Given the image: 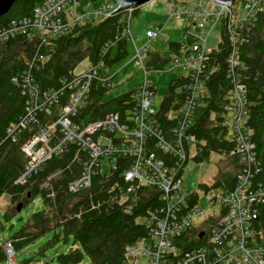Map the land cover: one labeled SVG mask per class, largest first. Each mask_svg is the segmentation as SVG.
Here are the masks:
<instances>
[{"label": "trees", "instance_id": "obj_1", "mask_svg": "<svg viewBox=\"0 0 264 264\" xmlns=\"http://www.w3.org/2000/svg\"><path fill=\"white\" fill-rule=\"evenodd\" d=\"M248 1L234 0L232 14L236 15L237 6ZM44 2L17 0L5 15L0 16V32L10 28L12 23L31 19L34 10ZM137 7L133 6L132 14L120 8L104 19L88 17L69 25L58 36L43 37V41L39 33L29 28L24 34H13L0 41V199L4 195L7 197L3 215L6 218L15 216L18 204L23 208L35 198L42 203V209L31 213L25 225L6 240L13 254L52 232L50 243H67L71 239L69 251L55 255L58 264H81L84 257L90 264H126L125 248L147 237L146 220L150 212L166 208L165 201L160 200L159 191L154 187L140 186L132 193H126L130 183L124 181L123 173L132 162L128 153L116 155L114 163L106 160L107 171L102 164L94 167L87 187L75 192L70 190L82 177L88 162L87 151L72 141H66L59 152L48 156L24 182H18L27 163L22 147L56 124L69 101L68 86L74 70L86 62L88 69L98 70L97 77L108 79L110 83V70L128 55L130 41L125 31L130 28L132 16L137 14ZM225 24L223 19L216 49L205 55L204 71L198 75V80L202 79V88L184 131L187 143L182 144L188 155L187 163L191 146L195 163L208 162L212 155L225 158L227 166L217 169L213 183L199 185L204 195L226 194L238 186V158L232 155L236 149L231 128L233 117L228 110L235 104L234 75L229 76L227 64L234 48L239 65L233 70L236 80L244 88L243 109L247 115L244 127L249 131L248 143L253 146L256 163L254 169L257 172L251 184L264 189V3L261 0L255 6L252 18L233 26L231 33ZM194 42L193 38L184 35L179 42H168L167 57L148 51L145 70L148 73L163 71L173 59L186 56ZM39 56H43L42 61L34 60ZM25 74L37 87L36 101L31 97V91L22 87ZM97 82L100 83L92 82L84 102L71 120L78 133L109 115L117 114L123 121L136 107L132 99L136 90L106 99L104 93L109 87L101 83L98 87ZM190 82L184 75L169 80L160 106L155 110L153 121L165 141L172 140L173 129L178 125L176 116L183 108L188 93L186 86ZM150 90L154 96V89L150 87ZM44 94L56 99L42 105ZM32 108H35L36 123H29L25 129L19 128L18 122ZM12 128L15 129L10 131ZM55 129L48 140L49 146L62 137L59 127ZM100 135L109 136L100 130L92 136L84 135V139L95 142ZM154 141L155 138H146L145 151L155 153L164 167L175 161L154 148ZM114 142L120 144L123 141L116 138ZM120 195L124 196L125 202L119 205ZM198 202V192L188 193V208ZM256 207V219L251 221L250 230L254 234L264 233V199ZM208 236L209 230L202 232L197 227L173 237L176 258L197 248L210 250ZM176 258L170 260L174 263ZM6 259L4 248L0 246V263Z\"/></svg>", "mask_w": 264, "mask_h": 264}, {"label": "built area", "instance_id": "obj_2", "mask_svg": "<svg viewBox=\"0 0 264 264\" xmlns=\"http://www.w3.org/2000/svg\"><path fill=\"white\" fill-rule=\"evenodd\" d=\"M260 1L249 0L245 9L237 12L236 15L232 14V4L217 3L216 0H181L167 3L170 13L169 21L181 17H188L191 19L188 21H194L196 17L199 29L198 34L192 33L187 21L184 36L193 38L195 42L186 56L182 55L180 59L175 58L170 63L171 68L181 67L185 76L189 77V81L191 80L186 86L188 93L185 96L183 108L176 116L178 125L173 129L170 142L165 141L153 121L155 109L151 105L154 102V96L148 84L139 86L132 95L136 107L129 113L128 118L121 121L117 114L109 115L103 121L85 126L78 133L71 125V120L84 102L92 82L100 81L102 86H110L108 79L97 77V69L90 68L73 74L68 86L69 101L61 110L56 124L40 136L26 142L22 147L27 163L18 182H24L48 156L59 152L66 141L77 143L88 153V162L82 177L70 187V190L74 192L89 185L93 168L100 166L102 160L107 159L114 163L116 155L128 153L130 157L132 156V162L123 173L124 181L130 183L126 193H132L140 186L154 187L159 191L160 200L165 201L166 208L150 212V217L146 220L147 237L144 241L125 248L126 264H139V256L145 259V264H264V233L259 231L254 234L250 230L251 221L256 219V205L264 199V189L260 186L252 187L251 184L257 171L254 169L256 163L253 146L248 143L249 135L244 127V121L247 119L243 109L244 88L236 80L233 70L239 65L236 48L229 55L227 64L229 76L234 75L235 104L228 107V110L233 117L231 128L236 149L232 155L238 158V186L226 194H210L207 201L208 213L205 214L198 209L197 205L189 208L186 206L188 192L182 180L186 166L184 163L188 160V155L186 156V151L182 147L183 143H187L184 131L202 88V79L198 80V75L204 71L203 61L209 51L205 48L207 36L214 27L221 25L223 19L226 20L225 28L231 33L233 26L252 18L253 9ZM77 5V0H45L34 10L31 19L19 21L18 24L12 23L10 28L0 32V41L13 34H24L28 28L39 33L43 41V37L58 36L69 25L80 23L88 17L98 19L109 17L120 8H125L128 13L134 9L133 6H121L116 3L114 6H102L101 10L82 14L77 11ZM125 34L134 46L135 66H139L145 74H149L145 70L148 47L135 48L130 28H127ZM160 34V30L150 27L146 29L144 35L148 41H151L158 39ZM230 39L234 40V37ZM34 60L42 61L43 56ZM13 81L16 82L15 79ZM22 87L30 90L31 97L33 96L36 101L37 87L28 74L23 77ZM55 99L50 94H44L42 105ZM33 110L35 108H32L27 116L18 122L19 128L25 129L29 123H36ZM55 127H59L62 137L54 145L49 146L48 140L53 136ZM100 130L109 136L100 135L95 142L84 139V135L92 136ZM148 137L155 138L154 148L169 155L175 161L164 167V163L155 153L145 151L144 143ZM116 138L122 139L123 142L114 144ZM125 141L129 146L125 144ZM45 142H47L46 151L43 149ZM38 144L42 145L36 148ZM117 202L119 205L123 204L124 196L120 195ZM210 218H214V221H210ZM198 219H201L200 222ZM197 227H200L202 232L209 230L208 241L212 246L211 249L197 248L176 258L172 238L179 236L187 229ZM4 251L6 255L13 254L10 244L5 245ZM171 257L176 258L174 263L170 260ZM8 262L14 264L11 258Z\"/></svg>", "mask_w": 264, "mask_h": 264}, {"label": "rangeland", "instance_id": "obj_3", "mask_svg": "<svg viewBox=\"0 0 264 264\" xmlns=\"http://www.w3.org/2000/svg\"><path fill=\"white\" fill-rule=\"evenodd\" d=\"M172 1L181 0H152L137 7V14L133 15L130 22V30L134 38V45L136 49L147 46L149 52H156L163 57L168 56L167 43L168 41H181L186 32L187 21L191 20L188 17L173 18L169 21V10L167 3ZM103 4L106 7L114 6L116 0H79L77 11L82 14L92 13L95 10H101ZM247 3L240 4L236 8V12L243 11ZM178 8V5H176ZM195 22V23H194ZM197 18L194 21H188V27L192 33L198 34ZM160 30V37L155 40L148 41L144 34L147 28ZM220 41V26L214 27L205 41V48L209 50L216 49ZM128 55L121 62L117 63L111 70L110 75L113 76L111 86L104 93L105 98H113L132 89H136L141 85L151 86L156 92L154 95V102L152 108L157 110L162 101L163 95L166 92L169 80L175 79L177 75L184 74L181 67L171 68L169 65L163 71H153L145 74L139 66H135L134 46L131 42L128 43ZM87 68L86 62L80 64L74 71L80 72ZM249 134V131H247ZM44 151L47 150V142L43 146ZM194 155L193 146L190 147V157L186 164L182 180L188 193L198 192L199 202L197 207L199 210L208 213V198L209 195H204L203 191L199 188L200 184L211 185L217 175V169H221L226 161L224 157L217 155L210 156L208 162L195 163L192 160ZM107 159L102 160L104 171H107ZM219 193V192H215ZM7 204L6 195L0 199V246L5 247L9 238H11L22 226L25 225L26 220L31 213H36L42 209L40 199L27 203L23 208L16 212L13 217H4L3 206ZM5 207V206H4ZM205 218V216H204ZM201 219H198L200 222ZM205 222V221H204ZM52 232L41 238L40 240L32 243L28 247L15 252L14 254H7L8 258L0 264H9L8 259H13L14 264H58L54 259L55 255L60 253H67L70 248L71 239L67 243L63 241L50 243ZM4 245V246H3ZM13 255V256H12ZM139 258V264H145V259ZM81 264H90L84 257Z\"/></svg>", "mask_w": 264, "mask_h": 264}, {"label": "water", "instance_id": "obj_4", "mask_svg": "<svg viewBox=\"0 0 264 264\" xmlns=\"http://www.w3.org/2000/svg\"><path fill=\"white\" fill-rule=\"evenodd\" d=\"M17 0H0V16L5 15ZM150 0H116V3L121 6H140ZM234 0H216L217 3H228L231 5ZM21 205L18 204L17 210L19 211Z\"/></svg>", "mask_w": 264, "mask_h": 264}, {"label": "crops", "instance_id": "obj_5", "mask_svg": "<svg viewBox=\"0 0 264 264\" xmlns=\"http://www.w3.org/2000/svg\"><path fill=\"white\" fill-rule=\"evenodd\" d=\"M147 29H148V28H147ZM144 36H145V35H144ZM168 42H170V41H168ZM174 42H176V41H174ZM177 42H179V41H177ZM167 53H168V55H169V52H167ZM166 57H167V56H166ZM169 65H170V64H169ZM169 65H168V66H169ZM168 66H166L165 68H167ZM86 69H88V67H87ZM86 69H85V70H86ZM82 71H83V70H82ZM82 71H80V72H82ZM80 72H79V73H80ZM74 73H78V72H74ZM109 75H110V72H109ZM183 75L185 76V73L182 74V75H177V77H179V76H183ZM110 76H111V75H110ZM112 77H113V76H111V80H112ZM177 77H176V78H177ZM111 80H110V86H111ZM99 84H100L99 82L96 83V85H97L98 87H99ZM110 86H109V88H110ZM150 87H151V86H150ZM133 90H137V88H136V89H132V91H133ZM130 91H131V90H130ZM154 92H156V91L154 90ZM106 99H107V98H106ZM109 99H110V98H109ZM252 103H253V102H252ZM230 118H231V116H230Z\"/></svg>", "mask_w": 264, "mask_h": 264}, {"label": "bare ground", "instance_id": "obj_6", "mask_svg": "<svg viewBox=\"0 0 264 264\" xmlns=\"http://www.w3.org/2000/svg\"><path fill=\"white\" fill-rule=\"evenodd\" d=\"M247 3V2H246ZM123 9V8H122ZM123 11H125V10H123ZM253 11H255V8L253 9ZM127 13V12H126ZM131 14H132V12H131ZM130 15V14H129ZM131 16V15H130ZM104 18H106V17H103V19ZM130 18V17H129ZM30 19V18H29ZM99 19V18H98ZM100 19H102V18H100ZM95 20V19H94ZM130 22V21H129ZM128 26V25H127ZM128 27H130V26H128Z\"/></svg>", "mask_w": 264, "mask_h": 264}]
</instances>
